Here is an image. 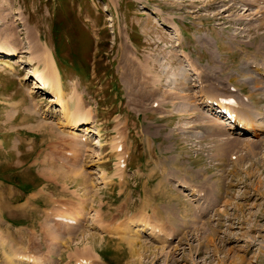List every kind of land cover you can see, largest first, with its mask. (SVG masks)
I'll use <instances>...</instances> for the list:
<instances>
[{"label": "rangeland", "instance_id": "374dc122", "mask_svg": "<svg viewBox=\"0 0 264 264\" xmlns=\"http://www.w3.org/2000/svg\"><path fill=\"white\" fill-rule=\"evenodd\" d=\"M4 39L0 264H264V132L219 108L264 116V0H0ZM30 40L81 126L29 77Z\"/></svg>", "mask_w": 264, "mask_h": 264}, {"label": "bare ground", "instance_id": "6f19581e", "mask_svg": "<svg viewBox=\"0 0 264 264\" xmlns=\"http://www.w3.org/2000/svg\"><path fill=\"white\" fill-rule=\"evenodd\" d=\"M29 45L28 48L30 49L31 53L33 54V59L36 61V63L38 64H42L44 68H39L38 66H31L28 68V74L29 77L32 76L33 81H34V85L36 87H38L39 89L41 88V90H44L46 92H49V94H51V97H53V101H57L60 109L63 112V117L66 118V120L71 124V126L73 128H75L76 126L78 127V125L83 124L86 122V115H84L81 111H82V106L79 104L76 106H74L73 103V99H69V101H66L64 99V94H63V88L61 85V77L59 76V74L57 73L56 68L54 67V60L52 58V56L50 55V53L48 52L47 49L39 47L37 44H35V42L33 40H30V42L28 41ZM11 45V46H10ZM15 46L12 45V43L8 42L7 40H0V52L1 53H10V54H14L15 52ZM259 63V65H257ZM5 65V64H4ZM254 69L253 72L257 73V74H261L264 76V62H259L256 61V64H254ZM142 69V68H140ZM207 74V70L206 68L204 69V75ZM205 77V76H204ZM252 78V81L254 80V77H249V79ZM255 81V80H254ZM205 82V79H204ZM249 82V81H248ZM246 83V81H245ZM251 83V82H250ZM263 83V82H262ZM251 84H253L254 88H258V84H260L259 81H255L252 82ZM260 89H262V91L264 90V84L260 87ZM211 89H204V94L207 95L204 97V102H206L207 105H209V110L210 111H214L215 108L212 106V104H210V102H212V98L216 95L215 94H207L208 91H210ZM255 90V89H254ZM74 93V92H73ZM253 96V95H252ZM229 96H226L225 100L228 99ZM245 98H248V100L251 101L250 104H253V106L256 108V104L253 103L252 99L250 97H247L245 95ZM55 99V100H54ZM211 99V100H210ZM209 102V103H208ZM70 103V104H68ZM71 103H73L72 107L70 106ZM219 103V102H218ZM223 104V105H222ZM214 105V104H213ZM74 106V107H73ZM217 109L214 112L220 113V109H218V106H216ZM223 107V109L225 111L224 114L228 115L229 117L227 119H230L231 121H233L232 125L233 127L238 130V131H243V132H249L252 133L253 135L257 136L259 134H261L262 132H264V116L263 117H258V119H256V115L251 116L252 111L248 108H241L239 110L240 113H237L235 109H233L232 107H230L229 105L225 104L224 102H220L219 104V108ZM253 108V107H251ZM243 109V110H242ZM254 109V108H253ZM35 110V109H34ZM84 110V109H83ZM85 112V111H84ZM208 112V111H207ZM88 113V112H87ZM259 115V114H258ZM89 116V115H88ZM89 118V117H88ZM260 119H263V122L258 121ZM66 121V122H67ZM235 121L237 123H235ZM248 121L249 124L247 125H240L241 122H246ZM89 122V121H88ZM215 123V122H214ZM221 125V123H215V124H210V128L208 130H210L212 133L214 132V134H224L223 129L219 128V126ZM81 126V125H80ZM84 126V125H83ZM231 128V127H230ZM70 130V129H69ZM86 130H88V133L92 130L91 128L87 127ZM219 132V133H217ZM72 133V132H71ZM86 133V132H85ZM80 135V134H79ZM228 137V136H227ZM100 138V137H97ZM224 138V137H223ZM232 138V137H230ZM230 138H225V139H229V141H224L226 143H229L231 140ZM239 140V141H238ZM82 141V140H81ZM223 141V139L221 140V142ZM235 141V139H234ZM244 141V140H243ZM243 141L240 139H237V144H243ZM115 145V144H114ZM71 153V152H70ZM121 158V157H120ZM120 166V165H119ZM185 184H189V183H185ZM180 186V185H179ZM187 186V185H186ZM189 186V185H188ZM194 187V186H193ZM186 188V187H185ZM69 200V199H68ZM71 201V200H70ZM149 203L148 201H144ZM0 203H2L1 201V197H0ZM150 204V203H149ZM28 208L30 209V206H28ZM34 209V208H33ZM1 208H0V212H1ZM65 212V211H64ZM43 213L47 216H50V214H52V219L55 220L53 223H62V225H68V227H73L74 224H76L78 222L77 217L69 214V213H64L62 211H56V212H47L46 209L43 211ZM44 215V216H45ZM48 218V217H47ZM3 219V218H1ZM50 219V218H49ZM97 220H98V216H97ZM45 221V220H44ZM8 223H10V221H6ZM151 224V223H149ZM155 224V223H153ZM152 224V225H153ZM156 225V224H155ZM154 226L155 229L152 228L151 231H159L158 229H156V226ZM121 231V229H118ZM127 230V229H125ZM129 231V230H127ZM132 231V230H131ZM161 231V230H160ZM130 232V231H129ZM139 232V231H138ZM118 233V232H117ZM122 233V232H121ZM136 234V230L134 232ZM152 233V232H151ZM159 234H162L163 232H157ZM171 232H169L168 234H170ZM132 234V233H131ZM149 234V233H148ZM174 233H171L170 235H172ZM56 236V234H54ZM154 235H156V232H154ZM165 237V233L162 234ZM168 235V236H170ZM175 235V234H174ZM172 237V236H171ZM55 239L57 238L54 237ZM130 238V237H129ZM148 238V237H147ZM153 238V237H152ZM157 238L156 241H159V238L163 240V236L161 237H155ZM168 238V237H167ZM173 238V237H172ZM58 239V238H57ZM150 239V238H149ZM166 239V238H164ZM167 240V239H166ZM169 240V239H168ZM131 241V240H129ZM165 241V240H163ZM160 242V241H159ZM129 244V243H128ZM130 245V246H129ZM128 247H131V244H129ZM171 252V251H170ZM165 255H168V253H165ZM19 262L13 263L14 261H12V264H21L22 259L26 258L23 255H19L18 257ZM30 258V257H29ZM239 257H237L238 259ZM28 259V257H27ZM40 259V258H39ZM236 259V258H233ZM25 260V259H24ZM34 262L39 263L41 261H38L37 259H32ZM46 260V259H45ZM242 260V259H241ZM233 261V260H232ZM25 262V261H23ZM31 263V262H30ZM235 263V262H234ZM241 263V262H240ZM239 263V264H240ZM27 264V263H26ZM29 264V263H28ZM41 264V263H40ZM46 264V263H45ZM83 264V263H81ZM233 264V263H232ZM247 264V263H246Z\"/></svg>", "mask_w": 264, "mask_h": 264}]
</instances>
